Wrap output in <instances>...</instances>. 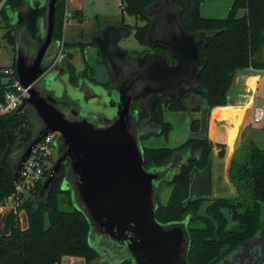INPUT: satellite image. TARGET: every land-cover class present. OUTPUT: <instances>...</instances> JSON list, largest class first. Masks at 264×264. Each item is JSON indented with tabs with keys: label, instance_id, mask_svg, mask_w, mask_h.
Wrapping results in <instances>:
<instances>
[{
	"label": "water",
	"instance_id": "1",
	"mask_svg": "<svg viewBox=\"0 0 264 264\" xmlns=\"http://www.w3.org/2000/svg\"><path fill=\"white\" fill-rule=\"evenodd\" d=\"M56 7L57 0H23L17 9L6 8L18 78L29 92L18 113L30 114L32 138L21 149L9 148L0 166L16 182L33 148L59 133L57 159L39 200H49L65 171L64 190L71 192L74 206L90 224L97 263L190 264L189 218L161 223L156 214L160 185L171 183L196 154L191 149L179 152L162 167L146 169L142 137L158 132L156 106L161 99L178 101L201 90L200 76L207 66L203 49L210 39L190 32L180 9L161 0L146 11L148 52L119 48L131 34L127 27L99 29L92 42L111 86L93 83L86 74L76 75L74 83L65 65L71 60L60 57L61 43L54 39ZM157 49L167 51L176 63L169 64ZM234 84L235 78L227 100ZM141 113L150 118L140 122ZM263 257L264 227L218 264H257Z\"/></svg>",
	"mask_w": 264,
	"mask_h": 264
},
{
	"label": "trees",
	"instance_id": "2",
	"mask_svg": "<svg viewBox=\"0 0 264 264\" xmlns=\"http://www.w3.org/2000/svg\"><path fill=\"white\" fill-rule=\"evenodd\" d=\"M170 1L180 9L182 19L190 32L204 33L210 39L208 46L203 49L207 66L200 76V91L188 92L178 101H159L156 106L158 132L143 136L142 143L152 136L169 137L173 125L164 120L165 109L171 112L187 111L186 99L192 94L203 97L210 109L224 107L239 71L249 68L264 70V0H235L229 16L223 19L202 17L201 7L204 0ZM2 2L4 4L0 17L8 23L5 38L15 51L12 68L18 78L16 43L9 28L6 8L17 9L22 6L23 0H0V4ZM160 3L161 0H121L123 13L146 22L142 29L124 26L131 31L136 30V37L142 45L147 46L146 34L150 27L145 16L146 11ZM66 7L67 0H57L54 39L58 41L64 35ZM240 10H246L243 17H238ZM73 17L81 18L82 12L73 13ZM66 45L80 48L82 58L88 66L84 56V43ZM164 55L169 64L176 63L171 55ZM0 78L5 79L0 87V102H3L7 83L4 74L0 73ZM91 82L96 83L93 78ZM110 85L109 82L102 86L109 89ZM149 118V113H141L139 116L140 122ZM199 128L200 121L194 120L191 124L192 132ZM31 138L32 128L28 112L16 111L0 117V159L9 148L21 149ZM213 146V142L207 137H192L176 148L143 147L146 169L162 167L179 152L191 149L196 154L195 159L182 165L179 173L168 184L172 190L167 204H161L158 196L156 214L161 223L189 218L188 229L192 239L190 264H218L239 251L264 227V147L257 146L254 142L245 148L246 158L239 160L237 156L234 157L229 168L230 181L238 193L243 190L247 192L249 199L241 200L239 196L190 199L191 173L195 168H208ZM64 176L65 171H62L47 202L39 200L43 187L41 183L17 207L27 213L28 225L26 229L19 226L13 228L7 236L0 235V264H60L65 256L81 257L86 264H101L97 263L98 253L89 242L90 224L85 215L74 206L71 192L64 190ZM14 192L13 176L0 166V210ZM203 207L204 214L201 215ZM228 217L233 222L231 227ZM199 223H203V226H199ZM263 262L264 257L257 264Z\"/></svg>",
	"mask_w": 264,
	"mask_h": 264
},
{
	"label": "rangeland",
	"instance_id": "3",
	"mask_svg": "<svg viewBox=\"0 0 264 264\" xmlns=\"http://www.w3.org/2000/svg\"><path fill=\"white\" fill-rule=\"evenodd\" d=\"M235 0H204L201 7V15L204 18H227L232 9ZM67 11L71 13H76L77 11L82 12L81 18H72L65 25L63 40L67 44L84 43V56L87 65L90 68V76L94 81L99 85H106L110 82L109 71L104 63L99 60L98 50L92 44V34L98 29H103L108 24H115L118 26H130L135 29H142L146 22L135 17H131L125 13L121 8V0H68L67 1ZM238 16H241V13H238ZM8 23L7 21L0 17V68L11 66L14 62L15 51L13 47L8 43L5 38ZM131 31L130 36L123 38L118 46L124 51L136 54H144L148 51V46L142 45L138 38L136 37V30ZM82 61V57L78 50L73 49L72 51V63L78 67ZM5 82V79L0 78V87L2 83ZM192 101H195L197 106H200L202 110H192L188 113H185L181 121L177 120L176 125L178 130L174 134L169 135L168 138L163 136H152L147 140L143 141V147L147 148H171V144L177 142L175 135L185 136L187 131L185 130L186 124L201 119V113L204 110L205 99L197 94H192L189 98L186 99V104H192ZM264 110V104H261V107ZM169 111V110H168ZM204 113V112H203ZM179 121V122H178ZM184 121V122H183ZM248 128L244 130V138L252 137L256 139V145L263 147L257 135L264 128V121L261 124H256L254 122L253 114H249L246 120ZM201 125V122H200ZM185 130V131H184ZM184 131V132H183ZM198 131H194L196 134ZM199 138L200 137H193ZM160 141V142H157ZM252 139H249L250 144ZM247 156V151L245 149L242 151V154L238 155L239 160L245 159ZM57 154L54 155V160L56 161ZM192 181V178H191ZM171 186L167 183H162L159 189V202L163 205L167 204L168 199L171 194ZM190 199L196 200L203 197H211L206 193V187L200 186V183L194 182V185L190 188ZM213 192L211 187L210 193ZM241 200L249 199V194L244 190L238 194ZM203 207L200 211V214H204ZM230 217V216H229ZM228 217V218H229ZM229 227L233 225L231 218H229ZM262 220H264V210L262 215ZM28 225V217L25 210H18L17 207L13 204L12 201H9L5 206L1 208L0 216V235L7 236L11 233L13 228L18 226L21 229H26ZM199 226H203V223H199ZM60 264H86L85 260L81 257L65 256L62 258ZM264 264V262L262 263Z\"/></svg>",
	"mask_w": 264,
	"mask_h": 264
},
{
	"label": "crops",
	"instance_id": "4",
	"mask_svg": "<svg viewBox=\"0 0 264 264\" xmlns=\"http://www.w3.org/2000/svg\"><path fill=\"white\" fill-rule=\"evenodd\" d=\"M239 12L241 16L238 17H243L246 14V10H240ZM109 25L124 27L115 24H108L105 27ZM261 104H264V70L249 68L239 71L235 76L234 92L231 98L227 100L226 106L210 109L205 101L204 113H201L200 119V134L192 132L191 124L193 121L190 123L188 121L185 126L187 134L185 136L183 134L179 136L175 135L178 141L171 144V148L179 147L192 137H207L213 142L214 146L208 168L204 170L195 168L191 173V186L194 185V182H198L200 186L206 187V193L209 196L212 195L208 198H236L239 196L236 187L230 181L229 168L232 159L242 154V151L247 147L249 139H252L256 143V139L253 136L244 138V130L248 128L246 124L248 115L251 113L255 118V109L257 107L260 108ZM187 106L188 110L185 112L164 110V120L173 125L171 134H174L178 130L176 121H181L183 116H185L184 114L190 111V108L193 107L192 110H202L200 106L195 104V101H192V104L188 103ZM257 137L264 145V128ZM222 152L224 153L223 156ZM211 187L213 188V192L210 193Z\"/></svg>",
	"mask_w": 264,
	"mask_h": 264
},
{
	"label": "built area",
	"instance_id": "5",
	"mask_svg": "<svg viewBox=\"0 0 264 264\" xmlns=\"http://www.w3.org/2000/svg\"><path fill=\"white\" fill-rule=\"evenodd\" d=\"M4 2L0 4V10ZM73 18V13L67 11L65 25ZM6 76V91L4 101L0 102V117L18 111L25 99L29 97L28 89L22 86L19 78L15 77V70L10 67L2 68L0 71ZM264 120V110L257 107L255 109L256 123ZM59 133H53L45 137L36 147L33 148L30 156L26 159L18 180L15 183V192L7 198L5 204L12 201L16 207H19L27 198H29L36 187L44 183L51 175L57 154L55 142ZM47 173L48 176H47Z\"/></svg>",
	"mask_w": 264,
	"mask_h": 264
},
{
	"label": "flooded vegetation",
	"instance_id": "6",
	"mask_svg": "<svg viewBox=\"0 0 264 264\" xmlns=\"http://www.w3.org/2000/svg\"><path fill=\"white\" fill-rule=\"evenodd\" d=\"M98 30H99V29H98ZM98 30H96V31L93 32L92 37L94 36V37L99 38V37H98V34H97V31H98ZM111 34H112V33H111ZM109 36H110V35H109ZM110 37H111V36H110ZM96 40H98V39H96ZM59 42L61 43V46H60V57H64V59H70V60H71V63H70V62H65V65H67V66L69 67V69H70V71H71V73H72V75H73L72 81H73L74 83H76V82L78 81L76 75H79V76L81 77V76H84V74H86L87 78L91 81V77H90V74H89L90 68H89V66H86V64H85V62H84V60H83V58H82V63H80V65H79L78 67H76V66L72 63V51H73V49L78 50L79 53H80V55H81V57H82V51L80 50V48H78V47H72V46H67V45H66L67 43H65L63 39L59 40ZM77 43H78V42H77ZM92 44H93V42H92ZM149 50H150V49H148V51H149ZM148 51H147V52H148ZM156 52H158L159 54H161V55L164 56V57H165L164 54H169L167 51L162 50V49H157ZM162 53H163V54H162ZM144 54H145V53H144ZM98 55H99V59H100V53H99V51H98ZM142 55H143V54H142ZM169 55H170V54H169ZM82 64H83V70L81 69V68H82V67H81ZM78 70H79V73H78ZM77 73H78V74H77ZM110 83H111V78H110ZM110 86H111V85H110Z\"/></svg>",
	"mask_w": 264,
	"mask_h": 264
}]
</instances>
